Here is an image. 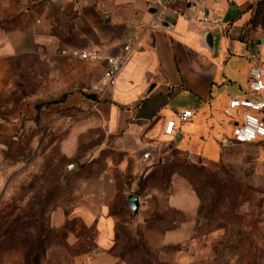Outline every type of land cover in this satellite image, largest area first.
I'll list each match as a JSON object with an SVG mask.
<instances>
[{
  "label": "crops",
  "instance_id": "0c3cea01",
  "mask_svg": "<svg viewBox=\"0 0 264 264\" xmlns=\"http://www.w3.org/2000/svg\"><path fill=\"white\" fill-rule=\"evenodd\" d=\"M52 1L76 11L79 22L89 27L95 42L87 46L105 56L118 55L130 40L128 57L114 85L100 92L91 84L99 80L104 60L86 61L79 89H68V80L52 72L59 88L21 99L14 116L0 119L1 136L30 135L40 147L55 146L67 160L91 161L103 150L111 151V164L134 180L146 166L174 153L215 161L219 141L231 135L223 111L229 96H256L248 85L249 66L264 68V32L250 26L259 0H200L208 22L194 19L185 0ZM17 14V0H0V87L12 70H33L56 54L55 35L40 24L43 15L8 26ZM185 109L192 112L189 120L176 121L174 134L164 133L166 120ZM211 142L217 150L214 159L208 154ZM144 151H149L147 158ZM256 165V177L264 180V154ZM118 193L117 179L106 169L85 181L78 199L79 209L93 216L102 247L109 246L114 234ZM168 204L192 212L199 198L181 183Z\"/></svg>",
  "mask_w": 264,
  "mask_h": 264
},
{
  "label": "rangeland",
  "instance_id": "374dc122",
  "mask_svg": "<svg viewBox=\"0 0 264 264\" xmlns=\"http://www.w3.org/2000/svg\"><path fill=\"white\" fill-rule=\"evenodd\" d=\"M17 2L18 14L8 26L43 15L40 24L55 35L56 54L51 62L29 71L12 70L5 78L0 119L14 116L27 96L54 94L59 79L52 72L68 80V89L82 88L88 63L62 50L95 42L76 11L64 4L27 0V11L24 0ZM256 25L264 32V1L252 9L250 26ZM216 151L211 142L212 159ZM113 154L103 150L95 160H75L77 166L66 168L73 160L55 146L40 147L26 134L0 135V264H264V180L256 177L264 139L220 140L214 162L174 153L146 166L135 180L111 164ZM106 169L116 177L119 193L113 201L114 234L109 246L102 247L94 218L79 209L78 199L85 181ZM181 183L199 198L192 212L168 204L169 194ZM128 192L140 196L135 217Z\"/></svg>",
  "mask_w": 264,
  "mask_h": 264
},
{
  "label": "built area",
  "instance_id": "2783aa9c",
  "mask_svg": "<svg viewBox=\"0 0 264 264\" xmlns=\"http://www.w3.org/2000/svg\"><path fill=\"white\" fill-rule=\"evenodd\" d=\"M175 1V0H168ZM187 8L191 10L194 19L200 22H208L210 20L207 9L201 5L200 0H185ZM160 3V0H156ZM172 27V23H168ZM131 41L128 40L123 45L121 53L118 55H103L98 48L85 46L82 48H70L62 50L69 56L78 57L87 62L93 60H104L106 66L99 80L91 84L92 90L100 92L105 88L112 87L115 83L116 76L121 67L125 63ZM248 85L252 92L256 94L254 97L233 94L230 95L224 108L225 115L228 116L232 124L231 135L222 138L221 141L226 143H249L264 138V68L257 64L251 63L248 72ZM191 110H177L175 117L168 118L164 125V133L174 134L176 121L184 122L191 117ZM149 151L143 152V157L149 156Z\"/></svg>",
  "mask_w": 264,
  "mask_h": 264
},
{
  "label": "water",
  "instance_id": "95a60500",
  "mask_svg": "<svg viewBox=\"0 0 264 264\" xmlns=\"http://www.w3.org/2000/svg\"><path fill=\"white\" fill-rule=\"evenodd\" d=\"M154 7L150 8V10H153ZM77 166V161L73 160L72 162L68 163L66 165V168H73ZM126 201L128 204V207L130 208L132 212V216L135 217L139 213V207H140V196L134 192H128L126 194Z\"/></svg>",
  "mask_w": 264,
  "mask_h": 264
},
{
  "label": "trees",
  "instance_id": "16d2710c",
  "mask_svg": "<svg viewBox=\"0 0 264 264\" xmlns=\"http://www.w3.org/2000/svg\"><path fill=\"white\" fill-rule=\"evenodd\" d=\"M263 1H264V0H259L257 4H259V3L263 2ZM263 139H264V138H263Z\"/></svg>",
  "mask_w": 264,
  "mask_h": 264
}]
</instances>
